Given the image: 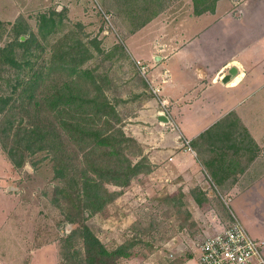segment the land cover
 <instances>
[{
	"label": "rangeland",
	"instance_id": "1",
	"mask_svg": "<svg viewBox=\"0 0 264 264\" xmlns=\"http://www.w3.org/2000/svg\"><path fill=\"white\" fill-rule=\"evenodd\" d=\"M238 1L241 0H232L234 15L222 18L221 23L241 28L239 23L264 22V0H248L240 8ZM214 3L215 0H0V49L4 47L2 53L14 54L23 63L19 69L0 55V94L11 96L9 105L0 112V264H85L82 240L77 236L67 239L77 226L69 220L71 216L83 217L110 249L127 245L125 251L130 254L117 256V264H179L181 256L185 257L183 248L187 249L186 257L193 255L187 264H196L205 236L231 218L233 207L227 191L234 186L163 185L155 180L153 170L143 169L128 185L106 182L104 188L114 194L102 209L93 212L80 190L82 168L87 165L85 151L60 127L45 98L66 83L64 91L80 95L78 101L93 97L101 87L100 93L107 95L119 113L120 118L114 116L111 123L137 138L142 146L137 145L134 161L142 153L146 167L154 165L149 154L156 145L148 142L154 139L150 128L153 124L141 118L153 108L151 99L155 94L149 76L154 67L144 62L147 71H142L138 63L142 59L133 57L128 38L154 17L160 15L164 22L174 23L189 13L196 14V4L203 7ZM53 10L60 13L55 15L57 30L45 38L39 29L40 18L42 13ZM23 26L28 27L27 36L31 30L37 34L38 40L31 48L12 43L23 32ZM26 35L22 34V38ZM131 44L136 48L135 42ZM76 66L85 72L74 71ZM18 79L20 83L14 87ZM4 123L12 125L9 136L1 129ZM33 125L52 129L53 139L43 149L25 150L24 163L15 165L7 151L15 140L13 132ZM134 131L147 135V142ZM208 141L206 137L198 140L199 149H207ZM98 157L107 158L103 147L88 154L87 159ZM61 167L65 176L56 173ZM197 192L203 197L200 203L194 197ZM249 220L256 226V221ZM245 223L257 237L254 226Z\"/></svg>",
	"mask_w": 264,
	"mask_h": 264
},
{
	"label": "crops",
	"instance_id": "2",
	"mask_svg": "<svg viewBox=\"0 0 264 264\" xmlns=\"http://www.w3.org/2000/svg\"><path fill=\"white\" fill-rule=\"evenodd\" d=\"M233 5L217 0L215 11L189 13L174 23L154 17L131 34L129 50L154 67L149 80L161 85L153 108L141 117L153 124L154 139L148 142L156 145L149 154L155 180L169 186H234L227 191L233 211L264 240V22L229 28L221 19L233 13ZM232 67L235 72L223 81ZM160 98L170 116L162 113ZM243 127L253 141L240 149ZM134 134L147 142V135ZM204 137L209 146L202 150L197 142ZM186 251L181 249L185 257Z\"/></svg>",
	"mask_w": 264,
	"mask_h": 264
},
{
	"label": "trees",
	"instance_id": "3",
	"mask_svg": "<svg viewBox=\"0 0 264 264\" xmlns=\"http://www.w3.org/2000/svg\"><path fill=\"white\" fill-rule=\"evenodd\" d=\"M216 3L217 0H215L214 5L212 6L205 5L203 7L196 4L195 13L201 14L206 11L213 12L215 11ZM56 14H58V12L53 10L50 14L44 12L41 15L39 29L45 38L57 30L58 25L57 17H55ZM19 22L22 24L21 21ZM26 26H23V32L18 33L16 39L14 40L15 42L13 41L12 43L17 44L19 47L22 46L25 48H31L38 40L37 34L35 31L31 30L29 31V36H27L26 33L28 32V27ZM24 33L26 35L25 39L22 38V34ZM60 41L61 40L59 39L57 40V42ZM2 50H4V47L0 49V55H5L4 59L7 62L19 67V69L22 68L23 63H21V61L14 54L2 53ZM74 71H80L81 73L85 72L84 70L82 71V68L79 70L77 66L74 68ZM38 76L39 75L37 74L36 77H33V81H36ZM19 83L20 80L14 84V87ZM65 85L66 86L57 87L51 94L47 95L45 103L50 110L55 112L57 118L59 119L60 127L70 136L73 142L77 144L78 148L80 147L85 151V161L87 165L82 168V186L80 190L83 197L87 201V207L92 206L89 209L94 212L102 209L109 200V196L114 194V191L111 192L108 191L107 188H104V186H107L106 182H111L115 185H128L131 183L132 178L137 173L143 171V169L151 172L153 170V165L151 166L149 164V166L146 167L147 164H145V156H140L142 153H140L139 158L134 161L133 156L137 155L135 151L137 150V145L139 144L138 147H140L141 144L137 138L126 134L121 127L111 123L114 116L117 117V119L120 118L119 113L114 104H112L107 98V95L103 92L100 93V90L102 89L101 87L98 88L97 92L93 93V97H88L87 99L78 101V99L82 97L74 93L72 90H70L71 92L69 94L66 93L64 89H66L68 85L67 83ZM10 101L11 96L0 94V112H3L6 109ZM68 113L71 114V116L67 117L64 115ZM233 120L234 123H237L238 117L234 115ZM8 125L4 123L3 127H1L3 133H8L5 134L6 136H9V130L12 129V125ZM243 128L244 129H241V132L239 133L247 140H242L243 142L240 143V149H243V147L248 148V142L251 140L253 141V138L247 128ZM51 130L52 129L47 130V127L41 128L38 125L17 128V131L13 132L15 140L12 145L8 147L7 142L2 140L3 146L5 148L8 147L7 151L14 164L20 166L24 163L25 150L33 152L50 145V141L53 139L54 135ZM22 131H24V133L21 135ZM208 132H210V130ZM99 147H103L104 154L107 158L100 159L98 157L88 160V154L92 152L94 153ZM129 147H132L133 150L129 151ZM146 159L148 160V157H146ZM57 169V175H66L64 174L65 172L63 171V167ZM90 173H94V176ZM59 190L63 191L61 187ZM198 194L199 193L197 192L194 197L200 203L202 202L203 197H200ZM76 197L79 202L82 203V199H79V196ZM84 209L85 206L82 207L81 212ZM69 220L72 223H77V226L70 230V233L67 235V239H70L72 236H77L82 240L85 264H117L115 261L117 256L130 254V252L125 251L127 246L125 244L113 249L107 247L101 238L96 234L94 229H92V227L84 221L83 217L80 218L71 216ZM181 258L182 260L179 264H181L186 257L184 258L181 256Z\"/></svg>",
	"mask_w": 264,
	"mask_h": 264
},
{
	"label": "built area",
	"instance_id": "4",
	"mask_svg": "<svg viewBox=\"0 0 264 264\" xmlns=\"http://www.w3.org/2000/svg\"><path fill=\"white\" fill-rule=\"evenodd\" d=\"M143 72L147 65L138 61ZM151 88L155 96L160 95L161 85L153 84ZM166 99L160 98L163 113L169 115ZM188 148L193 150L186 139ZM231 211V218L227 224L216 228L205 236L199 245L196 264H264V240L253 236L245 227L239 216Z\"/></svg>",
	"mask_w": 264,
	"mask_h": 264
},
{
	"label": "water",
	"instance_id": "5",
	"mask_svg": "<svg viewBox=\"0 0 264 264\" xmlns=\"http://www.w3.org/2000/svg\"><path fill=\"white\" fill-rule=\"evenodd\" d=\"M235 70H236V68H231L224 76H223V78H222V80L223 81H228L230 78H231V76H232V74L235 72ZM10 188H17V186H14V185H11L10 186Z\"/></svg>",
	"mask_w": 264,
	"mask_h": 264
}]
</instances>
